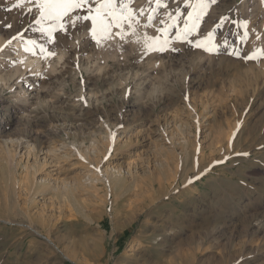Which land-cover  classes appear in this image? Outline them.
Listing matches in <instances>:
<instances>
[{"label": "rangeland", "instance_id": "374dc122", "mask_svg": "<svg viewBox=\"0 0 264 264\" xmlns=\"http://www.w3.org/2000/svg\"><path fill=\"white\" fill-rule=\"evenodd\" d=\"M17 2L0 0V264H264V0H218L183 39L184 0H134V31L52 43L56 21Z\"/></svg>", "mask_w": 264, "mask_h": 264}, {"label": "snow or ice", "instance_id": "6c2138e0", "mask_svg": "<svg viewBox=\"0 0 264 264\" xmlns=\"http://www.w3.org/2000/svg\"><path fill=\"white\" fill-rule=\"evenodd\" d=\"M133 2L134 0H119V8H117V0H18L14 7H22L25 3H35L40 13L36 23H40L41 20L56 21V24L50 25L47 29H40V31L45 32L50 37L49 43H52L54 42L51 39L53 32H68L70 28L77 27L78 24L82 25L85 21L91 22V27L88 31L93 38L99 36L106 39L111 34L113 28H118L125 34H127L126 27L134 31L133 22L139 24L136 13L138 12L140 16H143L144 11L131 9L129 5ZM148 3L150 5L154 3L158 7H167L164 0H148ZM184 3L185 6L190 5L191 11L187 13V22L183 28V32L178 34V39L196 34L201 21L208 15L209 5L218 3V0H184ZM93 5L95 6L93 7ZM77 10H84L86 14L83 16H72L71 14ZM28 11L31 12L32 9L29 8ZM152 12H156V8H152ZM167 15L172 17L171 13ZM172 19L175 20L176 17H172ZM227 19V17H222L221 23L217 24L216 27H223V22ZM153 20H155V16L150 13L147 17V23L142 26L152 27ZM160 23L163 24L165 21L161 20ZM232 23L235 24V21ZM6 26L11 27L10 24ZM174 26V24L170 25V27ZM240 27L245 31L243 35L239 36V41L240 43H245L248 39L247 21L243 22ZM156 31L163 34L167 29L158 28ZM13 38L15 39V37ZM257 38L259 39V37ZM151 39L158 40L159 37H152ZM213 39L214 33L209 32L203 42L195 43L194 46L205 47V44H211ZM33 43L35 42L33 41ZM97 43H100V39H97ZM222 43L227 45L229 42L225 39ZM216 47L217 45L213 44L212 48L205 47V50L213 51ZM41 51H46V49L41 46ZM236 54L238 55V52ZM245 58L251 60L255 59L256 56L249 55ZM241 155L247 156L248 154L243 153Z\"/></svg>", "mask_w": 264, "mask_h": 264}, {"label": "bare ground", "instance_id": "6f19581e", "mask_svg": "<svg viewBox=\"0 0 264 264\" xmlns=\"http://www.w3.org/2000/svg\"><path fill=\"white\" fill-rule=\"evenodd\" d=\"M27 4H29V3H27ZM31 5V4H30ZM36 5V4H35ZM24 6V5H23ZM33 6V5H32ZM28 7V6H27ZM25 10V9H24ZM25 12V11H24ZM22 13V12H21ZM138 13V12H137ZM162 15V14H161ZM138 17V16H137ZM162 17V16H161ZM164 19V18H163ZM144 21H145V19H144ZM169 21V20H168ZM161 25V24H160ZM165 26H167V24L165 25ZM166 29V28H165ZM166 33V32H165ZM12 39V38H11ZM15 40V39H14ZM18 40H20V38L18 39ZM15 41V44H16V46H17V48H18V56H19V58L20 57H22V59H23V62L22 63H25V66H32V67H34L35 69L34 70H36L37 68H40V62H39V59L38 58H33V57H31V56H29V55H26V54H28V53H26L25 54V52L23 51V48H22V43L20 42V41ZM30 42H32V41H30ZM29 42V43H30ZM13 43V42H12ZM33 43V42H32ZM9 44H11V43H9ZM25 44V43H24ZM13 45V44H12ZM10 46V45H9ZM8 46V47H9ZM27 46V45H26ZM26 46H25V48H26ZM30 46V45H29ZM28 47V46H27ZM10 48V47H9ZM34 48V47H33ZM12 49V48H11ZM16 49V48H15ZM26 49H29V48H26ZM61 54V53H60ZM12 56V55H11ZM17 55L15 54V56L14 57H16ZM52 57V56H51ZM59 57V56H58ZM18 59V58H17ZM21 59V60H22ZM12 60V59H11ZM10 60V61H11ZM21 60L19 61L20 63H21ZM57 60V59H56ZM58 63V62H57ZM14 64V63H13ZM18 65H20V64H18ZM7 67H9V66H7ZM31 67V68H32ZM48 68V67H47ZM38 72L40 71L39 69L37 70ZM43 71V70H42ZM35 72V71H34ZM4 72H2V74H3ZM32 73V72H31ZM0 75V82H3V81H5V75ZM9 74V73H8ZM22 77V76H21ZM31 77V76H30ZM36 80V79H35ZM34 80V81H35ZM18 81V80H17ZM40 81V80H39ZM16 85V84H15ZM20 86V85H19ZM24 87V86H23ZM33 87V86H32ZM35 88V87H34ZM19 142V141H18ZM18 146L20 145V144H17ZM114 173H116V174H118L119 173V170H114ZM101 174H99V176H100ZM110 175V174H109ZM108 174H106L105 175V177L103 176V175H101V181H107L108 182V186H110L111 184H112V186H111V189L112 188H114V189H116L118 186H120L121 187V184L123 183V180L120 178V176L119 175H110L109 176ZM88 179L90 178V177H87ZM95 178V177H94ZM88 181V180H87ZM109 182H111V183H109ZM93 183V182H92ZM90 186H92V184L90 185ZM91 188V187H90ZM93 188V187H92ZM95 188V187H94ZM110 188V187H109ZM113 189V190H114ZM115 192L113 193V194H115L116 193V190H114ZM30 228V227H29ZM35 233H37V232H35Z\"/></svg>", "mask_w": 264, "mask_h": 264}]
</instances>
